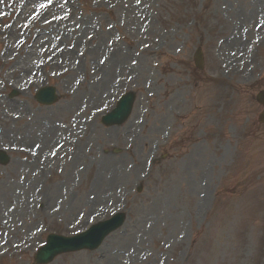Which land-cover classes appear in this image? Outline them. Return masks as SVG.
I'll return each instance as SVG.
<instances>
[{
    "label": "rangeland",
    "instance_id": "374dc122",
    "mask_svg": "<svg viewBox=\"0 0 264 264\" xmlns=\"http://www.w3.org/2000/svg\"><path fill=\"white\" fill-rule=\"evenodd\" d=\"M263 20L264 0H0V264L116 211L50 264H264Z\"/></svg>",
    "mask_w": 264,
    "mask_h": 264
},
{
    "label": "water",
    "instance_id": "95a60500",
    "mask_svg": "<svg viewBox=\"0 0 264 264\" xmlns=\"http://www.w3.org/2000/svg\"><path fill=\"white\" fill-rule=\"evenodd\" d=\"M263 97L264 92L260 94L259 98ZM115 227L116 226L112 227V229H114ZM97 229L98 227H94L89 232L82 234L81 236L75 239H64L55 236L49 237L43 251L37 257H35V263L44 264L47 262L48 259H51L54 255L59 253H65L81 249H94L95 247H97L101 238H98V240H96V246L94 243H91L92 240L89 238L94 234V231Z\"/></svg>",
    "mask_w": 264,
    "mask_h": 264
},
{
    "label": "bare ground",
    "instance_id": "6f19581e",
    "mask_svg": "<svg viewBox=\"0 0 264 264\" xmlns=\"http://www.w3.org/2000/svg\"><path fill=\"white\" fill-rule=\"evenodd\" d=\"M262 12V11H261ZM253 14H254V12H253ZM259 14V13H258ZM42 143H45V141H42Z\"/></svg>",
    "mask_w": 264,
    "mask_h": 264
}]
</instances>
